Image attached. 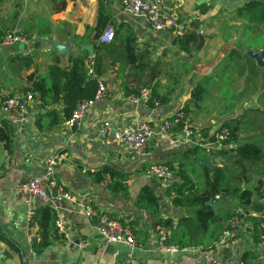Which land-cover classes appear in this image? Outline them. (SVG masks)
<instances>
[{
    "label": "crops",
    "instance_id": "crops-1",
    "mask_svg": "<svg viewBox=\"0 0 264 264\" xmlns=\"http://www.w3.org/2000/svg\"><path fill=\"white\" fill-rule=\"evenodd\" d=\"M65 1L63 9L60 0L0 2V264H201L202 246L178 252H164L159 248L154 229L156 222L171 218L176 224L194 209L174 206L172 197L166 195L168 184L148 174L146 166L163 162L180 170V164L185 163L192 179L202 185L199 179L204 180L205 169L200 161L209 160L212 167L204 166L210 170L228 161L213 153L206 155L204 151H198L196 160L186 159L185 151L194 145L203 147V141H207L203 137L205 133L212 136L224 123L238 117H243L238 125V143L230 142L226 149L247 142L245 137L250 136L253 138L249 141H255L264 151V23H249L236 14L237 9L250 0H162L164 10L175 11L183 24L193 19L200 21L198 41L193 52L187 55L178 51L177 42L157 35L144 18L125 12L117 0ZM100 8L107 21L101 33L112 25L118 41L133 36L142 47L144 44L157 47V57L164 49L175 53L177 65L169 67L173 70L169 71L170 76H174L172 84L164 74L158 82L159 93L168 101L152 106L130 101L128 89L141 87L133 81L136 74L107 58L106 94L86 111L79 126L71 127L62 120L50 125L52 118L62 116V101L48 108L34 104L26 122L20 125L9 122L1 110L4 98L24 93L32 75L48 78L54 56L60 58L62 68L68 67L71 54L76 55L81 50H86L89 59H93V40L100 34L97 28ZM18 27L30 35V41L13 46L1 44L2 35ZM248 29L253 31L252 36L257 34V47L248 44L247 38L251 36ZM74 35L83 40L75 44ZM27 50L30 55H26ZM164 61L169 62V59L166 57ZM199 86L204 87L206 93L200 103L194 105L192 93ZM213 103L217 106H206ZM186 105V124L195 130L196 136L190 144L181 143L184 131H169L171 139L178 141L171 144L159 133L160 126L164 119ZM50 110H55L57 115L50 116ZM248 110L256 113L247 114ZM105 119L116 128L149 121L154 133L145 155L105 138L100 131ZM52 153L66 155L56 167V181L78 199L88 200L98 212L131 224L137 242L134 248L123 242L107 243L94 229L93 222L76 209V204L60 200L49 206L56 212L57 220L63 222L65 240H53L41 254L34 251L29 236L36 235L38 228L30 223V207L26 196L19 192V186L28 178L41 175L43 160ZM104 167L114 171V180L127 176L124 182L127 194L113 191L107 186L108 182L95 179L93 174ZM259 179H264V160L257 164V181ZM144 188L155 191L158 211L138 205L137 197ZM56 202L61 204L56 206ZM33 205L37 209L41 207L37 199H33ZM225 209L236 210L239 215L224 218L213 231L218 232L229 223L233 226L232 239L221 243L225 229L209 248L226 264L242 260L247 251L256 252L255 264H264V234L257 241L255 231L264 229V198L256 197L247 210L236 199L229 204L222 201L218 212L222 210L224 214Z\"/></svg>",
    "mask_w": 264,
    "mask_h": 264
},
{
    "label": "trees",
    "instance_id": "trees-1",
    "mask_svg": "<svg viewBox=\"0 0 264 264\" xmlns=\"http://www.w3.org/2000/svg\"><path fill=\"white\" fill-rule=\"evenodd\" d=\"M60 5L62 9L65 8L66 1L60 0ZM61 8H56V10H60ZM236 14L239 17L247 19L249 23L263 24L264 0H250L238 8ZM105 17L100 8L97 26L100 34L102 28L107 24ZM186 26H188L187 32L184 36L178 38L177 43L178 51L189 55L193 52L199 38L200 21L193 19ZM100 34L96 35L93 40L95 44L93 59H89L86 50H81L76 55L71 54L68 59V67L62 68L60 66V58L54 56L53 63L48 68V78L36 77L34 75L29 77L30 85L25 88V92H39L41 107L48 108L59 101L63 103L62 116L59 119L52 118L50 125L59 120H69L79 101L94 98L99 81L108 72L109 64H107V61L109 60L107 58H112V62H118L121 67H129L136 74L133 81L141 84V87L128 89L129 96H139L144 89H149L150 93L146 100L147 105L152 106L155 103L161 105L168 101L167 97L159 93L158 82L166 72V69L173 66L172 63H169L171 61H164L168 56L167 51L170 49H164L163 53L157 57V47L152 44H144L142 47L133 36L126 39V41H118L115 31L114 40L105 43L99 40ZM82 40L83 37L74 35L75 44ZM89 69H93L94 75H89ZM205 93L206 89L204 87H196L193 90L191 102L194 105H198L204 98ZM187 111L188 105L177 111V113H180V116L176 113L170 118L174 123L171 131L183 130L187 122ZM48 114L56 116L57 112L50 110ZM242 118H233L224 123V126L230 130L228 143H238V125L241 124ZM37 124L40 127V120L37 121ZM203 137L208 138V134L205 133ZM198 151H204L206 155L213 153L216 157L225 158L229 163L224 162L222 166H216L212 170L203 165L205 176L202 185L197 184L192 179L191 175L187 172L185 163L180 164V170L174 169L171 165L177 174V178L167 185L166 195L172 197L174 206L192 208L194 212L181 217L176 224H173L171 218L160 219L154 225V229L157 232V227L160 226L167 230L169 232L167 243L180 250L199 246H202V249H208L210 245H213V242L219 240L223 230H233L231 224L228 223L222 230L218 232L213 231L216 226L221 224L224 218H231L235 214L239 215V213L233 209H225L223 210L225 211L224 214L222 210H219L215 214L212 208L206 204L208 200L212 199L216 201L222 199L223 203L226 204L228 202L229 204L230 201L236 199L239 205L244 210H247L252 207L256 197L264 198V179H259L256 183L252 184L253 175L250 174V169L254 166L257 167V164L264 160V151L255 141L239 143L231 149L221 150H208L205 147L194 145L185 151L184 157L196 160L195 158H198L196 156L198 155ZM192 169L194 170V168ZM107 174L110 175V181L107 183V186L113 191L127 194V186L124 183L127 176L114 180L115 173L110 167H104L93 175L97 181L101 182L105 181V175ZM137 203L141 208L153 209L155 211H158L159 208L157 195L150 188L141 190L137 197ZM56 220L57 214L49 204L41 205L36 210L31 224L38 228L32 241L33 249L37 254H41L53 240L61 242L65 240L63 233H60L55 226ZM255 220L257 221V219ZM262 221L264 222V219ZM255 231H257L256 237L258 241L260 236L264 234V229L257 228ZM256 258L255 251H247L242 257L241 264H255Z\"/></svg>",
    "mask_w": 264,
    "mask_h": 264
},
{
    "label": "built area",
    "instance_id": "built-area-1",
    "mask_svg": "<svg viewBox=\"0 0 264 264\" xmlns=\"http://www.w3.org/2000/svg\"><path fill=\"white\" fill-rule=\"evenodd\" d=\"M117 1L120 3L125 12L135 17L144 18L155 30L169 32L177 39L184 36L187 32L188 26L181 22L175 11L167 12L164 10L162 0ZM114 38L115 28L112 25H108L99 37L100 41L105 43L113 41ZM29 41L30 35L21 27L12 31H7L1 37V44L6 46H13L18 43H28ZM25 53L26 55H30L28 50ZM89 75H94L93 69H89ZM107 80L108 79L105 77L101 78L94 98L78 102L71 118L66 121L69 126H79L86 111L104 98L107 91ZM149 93V89H144L139 96H129V100L133 103L146 102ZM40 103L41 97L39 92L27 91L21 94L9 95L5 97L1 105V110L9 122L20 125L29 119L32 105H40ZM177 115L180 116V113H177ZM170 118L171 117H168L162 121L159 133L164 138H168L171 144H176L178 141L174 138L171 139L169 134V131H171L174 124ZM100 129L105 138L122 144L126 147V149L142 156L145 155L147 143L154 133L152 124L146 120L132 122L128 126L116 128L110 120L105 119L101 122ZM183 131L185 133V138L181 143H192V138L196 136L195 130L185 124ZM229 135L230 130L225 126H222L216 130L212 136L206 138L207 141H203L202 146L208 150L226 149ZM65 159L66 155L63 153L49 154L43 160V173L41 175H35L28 178L19 186V192L26 196V201L30 207V223L37 210V208L33 205V199H37L41 205L66 200L76 204L78 210L82 212L89 221L93 222L94 229L105 239L107 243L123 242L134 248L137 245V242L131 225L124 224L107 213L98 212L88 200L78 199L75 195L66 190L63 185H60L56 181V167ZM146 172L161 179L166 184H170L177 178V174L171 165L163 162L147 164ZM109 181L110 175L107 174L105 182ZM56 226L60 233L64 232V226L61 220H56ZM157 232V243L161 251L178 252L180 250L167 243V236L169 234L167 230L158 226ZM34 236L35 234L31 233L29 240L33 241ZM232 236L233 230H227L221 243L225 240H231ZM200 255L202 257L201 264H226L217 258L213 248L201 250ZM241 261L242 260L232 264H241Z\"/></svg>",
    "mask_w": 264,
    "mask_h": 264
},
{
    "label": "rangeland",
    "instance_id": "rangeland-1",
    "mask_svg": "<svg viewBox=\"0 0 264 264\" xmlns=\"http://www.w3.org/2000/svg\"><path fill=\"white\" fill-rule=\"evenodd\" d=\"M248 32L251 34L253 31L252 30H250V29H248ZM247 42H248V44L249 45H252L253 44V46H255V47H257V34L255 35V36H252V34H251V36H249L248 38H247ZM169 55L167 56V58L169 59V61H171V62H169V63H172V65L174 66L175 65V63H176V65H177V59H176V57H175V53L174 52H171V53H168ZM154 57H155V55H154ZM170 70H172V68H170V69H166V72L164 73V76L166 77V79L167 80H170V83L172 84V77H174V76H170ZM173 71V70H172ZM173 75H174V72L172 73ZM207 107H215V106H217V104H207L206 105ZM249 112H250V114L251 115H254L256 112L253 110L252 112L251 111H247V114H249ZM253 137H250V136H246L245 137V140L247 139V141H249L250 139H252ZM250 174L251 175H253V180H252V184L253 183H256L257 182V167H252L251 169H250ZM201 182L203 181V177H201L200 179H199Z\"/></svg>",
    "mask_w": 264,
    "mask_h": 264
},
{
    "label": "water",
    "instance_id": "water-1",
    "mask_svg": "<svg viewBox=\"0 0 264 264\" xmlns=\"http://www.w3.org/2000/svg\"><path fill=\"white\" fill-rule=\"evenodd\" d=\"M155 33L157 35H159L160 37L167 38V39L170 38L172 43H176L177 42V38L173 37L172 35H170V33H164L162 31H158V30H155ZM200 162H202L204 165H206L209 168L212 167L211 162L209 160L200 161ZM222 201H223L222 199H218L216 201L210 199V200L207 201L206 204L209 205L212 208V210L215 212V214H217L218 213V209H219V207L222 204ZM60 204H61V202H56V206H59ZM65 206L68 207L67 205H65ZM254 207H255V209H257V204H255ZM70 208H73V207L70 206ZM76 209H78V208L76 207ZM223 263H226V262L223 261Z\"/></svg>",
    "mask_w": 264,
    "mask_h": 264
}]
</instances>
